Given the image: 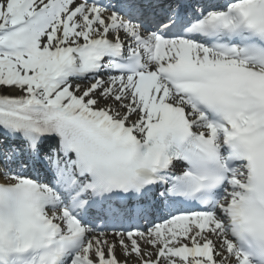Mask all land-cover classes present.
<instances>
[{"label": "snow or ice", "instance_id": "snow-or-ice-1", "mask_svg": "<svg viewBox=\"0 0 264 264\" xmlns=\"http://www.w3.org/2000/svg\"><path fill=\"white\" fill-rule=\"evenodd\" d=\"M0 264H264V0H0Z\"/></svg>", "mask_w": 264, "mask_h": 264}]
</instances>
